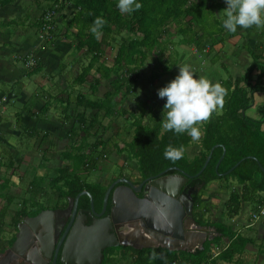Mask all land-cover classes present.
I'll list each match as a JSON object with an SVG mask.
<instances>
[{"label":"trees","instance_id":"obj_1","mask_svg":"<svg viewBox=\"0 0 264 264\" xmlns=\"http://www.w3.org/2000/svg\"><path fill=\"white\" fill-rule=\"evenodd\" d=\"M14 1L0 0V8ZM31 2L34 8L30 11H36L30 27H36L41 34L48 33L44 43L46 46L51 45L61 31L58 26L60 11L71 10L69 19L61 17L65 32L60 34L75 40L76 50L83 49L85 56H90L85 69H82L74 79L75 83L85 82L90 70L94 68L95 73L89 80L90 91L94 93L103 78L108 80L110 86L101 99H91L80 94L77 107L83 109L80 111L76 109L73 115L67 112L70 105H64L63 119L65 121L74 119L68 136L76 141V144L69 145L60 152L70 163L59 167L57 174L49 181V184L54 186L55 195L74 197L80 191L87 190L92 194L96 206H101L106 184L99 181L90 182L83 173L95 167L98 159L95 153L106 140L101 137L88 145L84 143V138L90 134V129L96 128L97 125L104 130L112 129L114 126L112 120L106 125L102 124V120L109 116L121 115L132 119V138L121 147L115 142L113 147L118 154L126 152L128 159L131 157L137 161V171L141 177L156 175L172 166L182 169L189 175H195L203 166L210 149L217 145L204 170L198 176L191 177L186 185L199 188L192 195L193 216L196 221L202 226L215 227L219 235L212 240H206L203 247L194 252L170 250L162 246L143 248L112 246L104 249L101 264H169L173 260L180 264H217L219 259L231 261L236 254L242 253L246 244L254 242V239L224 221L213 222L206 217L213 206L203 202L202 194L211 182L235 181L240 188H226L229 195L224 202V214L229 219L240 213L245 202L250 203L252 208L264 204V195L261 194L264 192V105L258 107L261 115L259 119L252 118L246 113L254 101V93L257 91L264 93L262 81L264 50L258 46L250 49L251 61L244 72L236 77L228 76L221 79L219 83L228 90L223 109L219 113H213L211 119L202 126L203 136L199 141L197 153L189 157L184 151L183 158L175 163L165 159V148L171 144L176 148L182 146L185 150L192 141L190 136L187 133L177 135L173 131H165L162 126L164 120L156 115L149 116L148 121L144 122L146 112L139 104L137 114L128 111L124 106L117 109L116 105L119 102L115 97L121 89L124 96L132 91V86L137 83L141 69L149 57H152L150 62L153 64L150 80L159 79L162 75L170 73L179 63L182 53L176 49L169 51V47L186 45L205 54L207 47L211 48L217 42L216 35H221L224 31L220 14L224 15L225 0H137L142 7L132 14H121L117 7L118 0H31ZM48 13H52L50 22L52 28L46 31L48 21L45 16ZM29 16L30 12L24 14L26 20ZM97 16H102L107 21L99 40L89 31ZM12 22H14L12 19L5 24L1 21L0 26H9ZM117 36L120 39H117L119 42L113 63L111 66L106 65L100 61L104 46L114 43ZM175 38L177 40H174ZM32 58L34 57L30 54L20 56L28 72L37 70L36 58L33 64H28ZM255 70L258 71L256 74ZM111 73H114V77H111ZM47 108L48 106L44 105L42 111H46ZM86 109L92 112L86 114ZM80 131L84 135H80ZM85 146L89 147V150H85ZM223 147L225 153L216 170ZM105 149L106 147H101L100 152H105ZM239 160L241 161L229 173L223 174ZM175 172L176 169L167 171ZM43 179L40 176L30 181L32 188H28V193L31 199H23L20 202V208L12 215L9 224L15 227L23 216L35 215L46 206L36 200L38 194H46L42 186ZM87 200L86 195L80 197L81 204ZM8 202L0 211V231L9 207ZM223 238L229 241L227 247L215 259L210 260V244ZM13 240L14 235L9 242ZM153 252L159 254L155 260L151 258Z\"/></svg>","mask_w":264,"mask_h":264},{"label":"rangeland","instance_id":"obj_2","mask_svg":"<svg viewBox=\"0 0 264 264\" xmlns=\"http://www.w3.org/2000/svg\"><path fill=\"white\" fill-rule=\"evenodd\" d=\"M23 2V0H22ZM21 3V2H20ZM26 4H27V0H26ZM24 5V2H23ZM16 8V9H15ZM30 8L27 7H23L22 9H20V7H10L7 8L5 11H2L0 14L2 15L3 19L5 20H13L14 22H12V24L9 26L6 25L4 27H1V31H7L9 32V35L11 36V40L14 41L17 39L18 36H21L19 34L25 33V31L27 32H31L33 36H40L41 33L38 32L36 27H30V24L32 22V16L35 14L32 13V11H30ZM30 12V16L28 17L29 19L26 20L24 17V14ZM218 14V13H217ZM28 16V15H26ZM10 18V19H9ZM220 18L223 21L224 19V15L223 13L220 14ZM59 24V23H58ZM60 27V30H62L61 25H58ZM61 33V31H60ZM59 33L58 36H61V34ZM4 34V36H6L8 33H2ZM223 35H225V32L223 33ZM1 36V34H0ZM217 36H222L221 35H217ZM120 39L119 36L116 37V41H114V43L112 42L109 46H104V53L103 56L100 58V61L104 62V64L106 65H110L113 63V58L116 55L117 52V44L119 42ZM39 43H45V39L43 38H39ZM174 40H177V38H175ZM229 43L230 39L227 38ZM240 44L242 43L241 40L239 42ZM8 46H6L9 49H13V47H15L13 44L9 43ZM228 48L231 45L227 44ZM239 45V44H238ZM245 43L243 44V49H247L246 46H244ZM186 46V45H185ZM64 48V47H61ZM176 49L178 52L182 53L181 54V58H180V62L179 65H183L184 63H188L192 66V70H194V65L193 62L195 61V63L200 62V61H204V67H208L213 65L215 68H218V73L219 75L224 79L228 77L227 72L225 71V68L222 67L221 65V61L222 58H220V60H217V62H209L210 60H205L206 57L203 59V55H198V56H193V54H196V49L192 50L191 46L190 47H181V46H172L169 47V51ZM64 52H61L65 55L66 53V49H64ZM74 50V48L72 49V51ZM227 48L225 47L223 49L222 52H218V54L220 56H224L226 52ZM19 50L16 51H12L11 53L16 52L15 54L18 53ZM76 52V51H75ZM78 52V53H77ZM75 54H73L72 57V65H78L80 72L82 71V69H85V67L88 64L89 58L90 56L87 55L85 56L83 53V50L77 51ZM69 53V52H67ZM66 53V54H67ZM185 53V54H184ZM7 55V53H6ZM10 55H8L7 58V62L11 61L13 62V59L9 57ZM80 57V61L79 58ZM71 58V57H70ZM67 60V59H66ZM65 60V61H66ZM150 60H152V57L148 58V61L146 62V64L142 67L141 69V74L138 78V81L136 84H134L132 86V91L127 94L126 96L123 95V89H121L118 93H116L115 97L116 100H118L119 104L116 105V108L119 109L121 106L125 107V109H127L130 112H134L135 114L139 113V108L138 106L141 105L142 109L146 112L145 116H144V122L148 121L149 116H158L160 119H165V112L163 110V105L166 102V98H160L157 94L158 89H160L161 87H164L169 81H171L174 77H172V75H168L166 76V78H164L162 75L161 79L164 78L163 80L156 79V80H150L149 79V75L150 72L152 70L153 64L150 62ZM69 61V60H67ZM71 62V61H70ZM20 63H18V65H20ZM208 64V66L206 65ZM65 65H71L69 63H65ZM196 67V66H195ZM204 67L202 69H204ZM201 65L199 66L198 71L200 70ZM201 69V70H202ZM95 69H92L90 71V73L87 75V82L86 85L88 84L89 80L91 79V77L93 76V74ZM172 70V69H171ZM207 70L205 69L201 72V74H198L196 76L201 77L204 76L206 77L207 74ZM79 72V73H80ZM67 76L65 78V80L60 81L59 79H53L50 78L49 80L46 79V81L49 83H45V86H47V88L50 86V90L46 89L47 92H49L52 95H60V96H64L66 98L67 94L65 91L67 90L68 92H71V90L74 88L75 92L77 91H81L83 93L89 92V90L87 89H82L79 88L76 85H73L72 82L74 81H70V79H75L76 77L73 76L71 77L72 71L71 70H67L66 71ZM172 73V71L170 72ZM69 74V76H68ZM74 75V73H73ZM53 77H55V75H53ZM111 77H114V73H111ZM152 81V82H150ZM28 82V85L26 86V89L28 88L29 91H31L32 94L35 93L36 90V83L34 81H25ZM77 83V82H76ZM43 84V85H44ZM0 85L3 87V84L0 83ZM66 86V88H65ZM75 86V87H74ZM109 83L108 80L106 78L101 79L100 81V86L95 88L96 91L98 89V92L96 93V96H90L92 99L95 98H102L103 97V93L105 92V90L109 89ZM16 90L18 92L21 91V88H16ZM1 92L5 91V90H0ZM74 92V93H75ZM74 96V95H73ZM54 99H43L44 101V105H49L50 103H52ZM72 99L70 98V101ZM55 101V100H54ZM141 102V103H140ZM57 107L49 109V113L47 114L46 120L48 121V124L54 126V127H62L64 126V131L62 130L61 132H59L58 130H56L57 134H47L46 131H35L37 132L38 135L34 134L33 136L29 135L27 131H25L22 128H11L12 130H14L13 134L12 133H5L3 134L2 137L4 138H10L11 139V135L14 136V138L12 139L13 141H17V145L13 147H9L7 144H5V142H3L2 140V144H0V168L3 169V171L0 169V180L2 181H6L8 178L11 177V172L10 171L11 167L13 168L14 166H18L19 163H16L14 157H15V150L16 151H20L23 152L26 150L27 144L30 143L31 141H36L35 143V147H34V152L32 155L34 156V159H30L31 161L34 160L35 163H31L30 161L27 160L28 157H26L24 155V165H21L20 163V172H23L24 175L21 176V178L23 179L22 184L19 186L20 190H22L24 197L23 199H31L30 195H29V191H28V181H26V179L30 178L29 176H34V168L32 167L34 164L38 165L40 164L39 161H45L48 159L50 161L49 163V167L51 168L50 171V175L49 177L51 178L52 175L57 174L58 172V168L59 167H63L65 164H69L70 161H68L67 159H65L63 157V155H61L60 152L64 151L67 146L69 145H74L76 144L74 140L70 139V137L68 136L69 130H70V126L73 124V120L74 119H69V120H62L63 118V113L61 111V103L59 100H57ZM68 104V100L66 99L64 102V105ZM139 104V105H138ZM7 106V111H6V115H10L11 113L14 112V108L9 106L6 103ZM18 107L21 108V105L19 103H17ZM144 106V108H143ZM74 107H76V105L74 103H71L70 106V111H68V113H70L71 115L74 114ZM140 107V106H139ZM83 108L81 107L80 110H82ZM250 109V108H249ZM248 109V110H249ZM89 112H92V110L90 109H86L85 113L89 114ZM219 113V112H218ZM249 116L254 115V111L250 110L248 112ZM260 117V114H258ZM254 117V116H252ZM9 121L12 122L11 127H17L18 123L16 122L15 119H12L9 117ZM109 120L113 121L114 126L112 127V129L109 130H104L102 127H100V125H97L96 128H92L90 129V134L86 135V137L84 138V143L90 145L95 139L98 138H103L104 140H106L104 142V145H101L99 147V149L96 151V157H98L96 165L93 169L89 170L87 173H83V175H86V179L90 182H103L104 184H108L111 181V176H116L120 173H124V174H130L131 176L136 175L137 173V164H136V160L134 158L128 159V155L126 152L118 154L117 151L115 150V147H113V144L116 142L118 144L119 147L123 146L124 143L126 141H129L132 138V134H133V124H132V119L131 118H127L125 116H121V115H117L115 117H106L102 120V124H107ZM67 129V132L65 131ZM202 130V127H201ZM84 135L83 132L80 131V135ZM43 139V140H42ZM51 143L53 145H51ZM106 147L105 152H100L101 147ZM198 146H199V141L198 142H194L191 141L190 144L185 148L184 151H186V154L189 157H192L194 154L197 153L198 150ZM43 147H48L49 151L52 150L51 148L53 147V152L52 155L51 153H49L48 155H46V151L45 149H42ZM85 150H89L87 146L84 147ZM23 149V151H22ZM23 154V153H21ZM27 155V154H26ZM27 161V162H26ZM7 171V172H6ZM37 169H36V173H37ZM17 174L18 177H20V175H18V170L15 171V175ZM113 178V177H112ZM49 178H46V180L44 182H42V186L43 189L45 190L46 194H38L36 197L37 201H40L43 204H49L51 203V201L54 200V196H55V191H54V186H51L49 184ZM226 188H240L239 185H237V183L235 181H231L229 183L224 182L222 180H219L218 182L212 183L210 184L206 189V193L208 195H206V197L210 200L212 197H215L217 200V204H214L210 202V204L213 206L212 210L207 214L206 217H209V219L211 220H220V221H224L226 224L232 225L234 226L235 229H237L238 226H242L243 223L246 222V219H248L249 217V213H250V209H251V205L250 203H244L243 206H241V210L240 213L237 215L240 217L238 218L239 222L234 219L236 217H233L232 219L226 218L225 216V211H224V202L225 200H227L228 195H229V191ZM18 189V188H17ZM215 193V194H213ZM22 194V195H23ZM22 195L19 196V194L15 193V190H12L9 192L8 195H5L7 197H9V202L10 207L9 209H7V213L4 216V225H2V232L0 231V239H6L3 237H9L7 236V234L5 233V231H7L5 229V227L7 226L8 228H12V225L9 224L12 215L15 213V211L17 209L20 208V202L23 200L22 199ZM8 202V205H9ZM6 203L5 200H3L2 202H0L1 206H4ZM19 203V204H18ZM257 229L254 228L255 231V235H253L254 237H256L258 239V241L261 240L262 235H264V232H262V230L264 229V224L262 223H258L257 225ZM10 228V229H11ZM12 230V229H11ZM260 234H259V233ZM16 235V234H15ZM260 235V236H259ZM258 236V237H257ZM253 237V238H254Z\"/></svg>","mask_w":264,"mask_h":264},{"label":"crops","instance_id":"obj_3","mask_svg":"<svg viewBox=\"0 0 264 264\" xmlns=\"http://www.w3.org/2000/svg\"><path fill=\"white\" fill-rule=\"evenodd\" d=\"M23 2H24V5H23ZM23 2H22V0H15L13 3H11L5 7L0 8V13L2 11H5L7 8H10V7H17L18 6V7H20V9H22L25 6L27 8L31 7V9L34 8L31 0H27V4H26V0H23ZM35 11L33 10L32 13L34 14ZM71 14H72L71 10L69 11L68 9L60 11V13H59L58 19H59V23L62 27V30H61L62 34L65 32V28H63V26H62L63 19L61 17L65 16L69 19ZM1 21H3L4 24L9 22L8 19L7 20L3 19L2 15L0 14V22ZM224 32H225V35H223ZM2 33H5V34L8 33V34L6 36H4V34H2ZM223 33H222L223 37H221V38H220V36L216 35L217 42L214 43L211 48L207 47L205 54L201 53L200 51L195 50L193 47H191L192 50L196 51V54H193V56L195 58V56H198L201 54V55H203L202 56L203 59L206 57L205 60H210L209 62H217V60H220V58L223 57L222 61H221L222 67L225 68V71L227 72L228 76L236 77V76L242 74L244 72L245 68L249 65V63L251 61V56L249 53L250 49H254L256 46H258V47H260V49L264 50V28L257 29L255 27H252L249 29H237V31L235 33H233V32H229L224 27ZM0 34H1V36H0V83L3 84V87L0 85V90H5L3 92L0 91V144H2L1 142L3 141L9 147H13V148H14V146L17 145L16 140L12 142V139L14 138V136L11 135V139L2 137L3 134H5V133H12L13 134L14 130H12L11 128H19V129L22 128L25 131H27L28 134L31 136H33L34 134L38 135L37 132H35L38 130L46 131L47 134L48 133L49 134H55V133L57 134L56 130H58L59 132H61L62 130L64 131V129H63L64 126H62L60 128L58 126L54 127V126L48 124L49 120H46V117H47V114L49 113L48 112L49 109L57 107V104H59V103H57V100H59L60 102H62L61 103L62 104L61 105V108H62L61 111H62V113H64V102L67 99L68 104L70 106H71V103H74L76 105V107H74V111L76 109L80 111L81 107H77V105H79L78 97L80 96V94L86 95L88 98H91L90 97L91 95L96 96V93L98 92V89H97V91L95 90L94 93L90 91L89 82L87 85H86L87 81L83 82V83H81V82L75 83V81H73L74 79H70V81H73L72 82L73 85H76L82 89H87V90H89V92L83 93L80 90L75 92V90L73 88L71 90V92H68L67 90L65 91L66 93H64V94H67L66 98H65L64 96H60V95H52L49 92H47V90H46V89L50 90V88H51L50 86L48 88H47V86H45L44 82L48 83L46 81V79L49 80L50 78H53V79L57 78L60 81L65 80V78L67 76V73H66L67 70L72 71L71 77H73V76L77 77L78 76L81 69H79L78 65H72V62H73L72 61L73 60L72 59V57H73L72 53L75 54L77 52V50L75 48V44H76L75 40H71V38L68 36H58L51 45L46 46L44 43H39L38 39L40 37L33 36L31 32L25 31V33L19 34L21 36H18L17 39L14 41L11 40V36L9 35V32L4 31V30L1 31V28H0ZM227 38L230 39L229 43H227L228 42ZM240 40L242 42L241 44L239 43ZM260 42H262V43H260ZM9 43H11L15 46V47H13L12 50L6 47V46L9 47V45H8ZM208 43H209V40H208ZM230 43H231V45L228 48L227 44H230ZM244 43H245L244 46H246L247 49L242 50L243 49L242 46ZM180 46L181 47H189V46H185V45H180ZM61 47H64V48H61ZM225 47L227 48L226 52H224L225 55L220 56L218 54V52H222ZM73 48H74V50L72 51ZM64 49L67 50L66 53L67 52H69V53H67V54L65 53V55L63 53H61V52L65 51ZM16 50H19L17 54H15L16 52L11 53L12 51H16ZM6 53H7V55H6ZM24 54H30L32 57H34L38 60L37 70H35L33 72H28V70L23 66V63L20 59V56H22ZM8 55H10L9 57L13 59V62H11V61L7 62L6 61L7 60L6 57ZM263 56H264V51H263ZM15 58H19L20 60H15ZM78 58L80 61L81 58L80 57H78ZM66 59L69 61H67ZM262 61H264V59H262ZM20 62H21V64L18 65V63H20ZM65 63H69L71 65H65ZM193 65H194L193 71H194L195 76L198 74H201V72L203 70L208 69L206 77L208 79H210L213 83L220 82L221 79H223L218 73V68H215L213 65L208 66V64H206L208 67H204V61L203 62L200 61L197 63H195V61H194ZM200 65H201V68L198 71ZM178 66H180L179 63L171 70L172 73L165 74L163 77L166 78V76L172 75V77L175 78L176 75H178V73H179V67ZM203 67H204V69H202ZM94 72H95V70H94ZM257 72L258 71L255 70L254 74H256ZM73 73H74V75H73ZM53 75H55V77H53ZM68 76H69V74H68ZM161 77H160V79H161ZM196 77L198 78V76H196ZM164 78H162L161 80H163ZM91 79H92V77H91ZM25 81H34L36 83V90H35L34 94H32L31 91L28 90V88L26 89L28 82H25ZM262 81H263V85H264V71H263ZM16 88H19V89L21 88V91L18 92L16 90ZM65 88H66V86H65ZM103 95H104V93H103ZM253 97H254V101L251 104L250 109L247 110L246 113L248 114V112L250 110H252V111H254V115L251 114V117L254 116L252 118L259 119L258 107L264 105V93L257 91L254 93ZM46 98L47 99L53 98L55 101L53 100L52 103L47 105L48 108L46 111H42V108H44L43 99H46ZM70 98L72 99L71 101H70ZM95 99H98V98H95ZM6 103L9 106L14 108V112L11 113L10 115H6V111H7ZM17 103H19L21 105V108L16 106ZM68 111H70V108L68 109ZM9 117L16 120V122L18 123L17 127H11L12 122L9 121L10 120ZM62 120L64 121L63 118H62ZM65 131L67 132V129ZM35 143H36V141H34V140L31 141L30 143H28L26 150L23 151V149H22L23 152H20V151L18 152L15 150L14 159H15L16 163H19V165L18 166L13 165V168L11 167L10 171H8V172H11L10 178H8L6 181L0 180V202H2L3 200L6 201L4 206L0 205V211L2 210V208H4L7 205V202L9 201L10 198L5 196V195H8L10 191L15 190V193L19 194V196L23 194L22 190H20V187H19L23 182V179L21 178V176L24 175L23 172L19 171L20 170V163L22 162L21 165H24V163H23V162H25L24 158H23L24 155L26 157H28L27 158L28 161H30L31 163H35L34 160L31 161L32 159H34V156H35V155H32L34 152ZM51 145H53V144L51 143ZM42 149H45L46 155H48L51 152L54 153L52 151L53 147L51 148L52 150H50L51 152L49 151L48 147H43ZM21 153H23V154H21ZM52 153H51V155H52ZM50 158H53V157H50ZM39 162H40V164H38V165L34 164L32 166L34 168V176L31 175V176H29L30 178L26 179V181H28V185H27L28 188L31 187L30 181L34 177H38V178L40 176L43 177L44 178L43 182L46 180V178H49L51 180V178L54 177V175H52L51 178L49 177L50 171L52 168V167H49L50 161L47 159L46 162L45 161H39ZM0 169L3 171L2 168H0ZM36 169L38 170L37 173H36ZM17 170H18V175H20V177H18L17 174L15 175V171H17ZM218 181L219 180L211 182L210 184L218 182ZM213 194H215V193H213ZM261 194L264 195V192H262ZM24 195L25 194L22 195V199H23ZM206 195H208V194L204 190L203 194H202L203 202H208V203L211 202V204L212 203H214V204L218 203L215 197H212L210 200V198L208 199L206 197ZM10 204L11 203H9V205H8L9 207H10ZM9 207H8V209H9ZM252 209L253 208L251 207L250 211ZM235 217L236 218H234V219H236L239 222L238 218L240 217V215L235 216ZM212 221L215 222V221H220V220H212ZM258 223L264 224V219H260L258 221H255L254 223H251L250 217H248V219H246V222L243 223L242 226L237 227V230L241 233L249 234L250 237L253 238L254 237L253 235H255V231H256L254 228L257 229L256 225ZM204 227L205 228H201V230L199 231V235L196 238L197 246H198V240L199 239H202L203 243H204L206 240H212L214 237L219 235L218 232L216 231L215 227H213V226H204ZM262 232H264V229L262 230ZM200 233H201V235H200ZM253 239H254V242L247 243L244 251L240 254H236L231 261H224V260L219 259V260H217V264H264V235H262V238L260 241H258V239L256 237H254ZM228 243H229V241L226 238H223L219 242L214 241L210 244L209 251L213 247L218 246L220 248V252H221L225 247H227ZM196 249H198V247ZM217 256H215L213 259H215Z\"/></svg>","mask_w":264,"mask_h":264},{"label":"water","instance_id":"obj_4","mask_svg":"<svg viewBox=\"0 0 264 264\" xmlns=\"http://www.w3.org/2000/svg\"><path fill=\"white\" fill-rule=\"evenodd\" d=\"M216 146L210 149L203 166L195 175H189L182 169L172 166L148 177L138 186L128 178L115 179L105 190L102 208L98 214L94 211L92 195L87 190L79 192L73 200L69 199V204L72 201L77 204L81 195L89 196L90 213L94 219L85 227L78 222L80 229L69 235L61 252L60 262L62 264H101L104 249L118 245L134 248L162 246L170 250L189 252H194L197 247L202 248L203 240L199 239L197 246L196 238L201 228L205 227L197 225L193 217L192 190L191 188L187 190L186 183L191 177L198 176L204 170ZM224 153L223 147L216 170ZM247 157L253 158V156ZM240 161L223 174L229 173ZM170 169H176V172L167 173ZM145 181L148 183L142 188ZM117 183H123V185L113 188ZM140 191L143 192L141 197L136 194ZM184 191L188 193L184 194ZM110 196L111 208L107 215L102 216ZM52 214L51 210H42L37 215L26 216L18 222L11 247L7 249L5 255L0 254V264H10L8 259L6 263L4 262L10 253H13V262H16L17 256L14 252L21 254L28 246L25 244L28 231H35L44 225L46 216L50 217L51 222ZM124 237H129L130 241L124 240Z\"/></svg>","mask_w":264,"mask_h":264},{"label":"clouds","instance_id":"obj_5","mask_svg":"<svg viewBox=\"0 0 264 264\" xmlns=\"http://www.w3.org/2000/svg\"><path fill=\"white\" fill-rule=\"evenodd\" d=\"M223 26L235 33L237 28L257 29L264 28V0H225ZM117 7L121 14H132L138 11L142 4L137 0H118ZM107 21L97 16L89 31L99 40L102 29ZM179 73L164 87L158 89V96L166 98L163 105L165 131L175 134L187 133L191 140L198 142L203 136L201 127L223 109L228 90L219 82L213 83L207 77L197 78L188 63L178 66ZM184 156V149L173 147L171 144L165 148L164 157L175 163ZM159 254L153 252L151 258L157 259ZM162 258V257H160Z\"/></svg>","mask_w":264,"mask_h":264},{"label":"flooded vegetation","instance_id":"obj_6","mask_svg":"<svg viewBox=\"0 0 264 264\" xmlns=\"http://www.w3.org/2000/svg\"><path fill=\"white\" fill-rule=\"evenodd\" d=\"M136 175L131 176L130 174H124L120 173L116 176H111V181L106 184V188L117 178H128L130 179L136 186H138L140 183H142L145 179L148 177H141V174L137 171ZM113 177V178H112ZM148 181H145V183L142 185V188H144V185L147 184ZM123 183H117L113 186L115 187H121ZM188 188H191V194L196 192V187L193 185H187ZM83 191V190H82ZM81 192V191H80ZM89 192V191H88ZM90 193V192H89ZM184 194L188 193V191H184ZM78 194V193H77ZM76 194V195H77ZM91 194V193H90ZM137 196H142L143 192H137ZM75 195V196H76ZM92 195V194H91ZM71 196H58L55 195L54 200L51 201V203L46 204V206L41 209L42 210H51L52 211V217L50 222V217H45L44 225H41L37 230L35 231H28L27 241L25 244L28 246L25 248V250L19 254H14L17 256V261L13 262L14 258L10 254L5 261L10 260V264H62L60 262V255L62 252V249L64 248V244L67 241L69 235L72 232H77L80 228L78 225V222H81L83 224V227L90 225L93 222V215L90 213V199L89 196L87 202L84 204L80 203V197L84 196L81 195L77 201V204H75V201H72L71 204H69V199L75 198ZM93 198V196H92ZM94 202V211L95 213H100L102 204L100 207H97L95 204V200L93 198ZM111 196L108 199L106 210L102 216H105L109 213V210L111 208ZM75 208V211H74ZM39 211V212H40ZM39 212H37L35 215H37ZM35 215H27L30 217H33ZM26 217L23 216L22 219ZM194 217V216H193ZM196 220V218L194 217ZM19 221V222H20ZM197 222V221H196ZM197 225L198 222H197ZM202 226V225H199ZM11 228V227H10ZM8 228L7 226L5 229V233L7 234V237H3L6 239H0V254L3 256L6 254L7 249H9L13 243V241L10 243L9 240L17 232V227L12 226V230ZM141 229V228H140ZM135 230V229H134ZM142 230V229H141ZM31 236V237H30ZM124 240L130 241L129 237H124ZM43 247V250H42ZM8 259V260H7Z\"/></svg>","mask_w":264,"mask_h":264},{"label":"built area","instance_id":"obj_7","mask_svg":"<svg viewBox=\"0 0 264 264\" xmlns=\"http://www.w3.org/2000/svg\"><path fill=\"white\" fill-rule=\"evenodd\" d=\"M51 18H52V13H48L45 16V19L48 21V25H46V31L52 28V24L50 23ZM47 34H48L47 32L42 33L39 37L46 39ZM35 60H36L35 58H32L28 62V64L29 65L33 64L35 62ZM249 217H250L251 223H254L255 221H258L260 219H264V204H259L255 208H253L250 211ZM219 253H220V248L218 246L213 247L210 250V260L213 259L215 256H217ZM169 264H180V263L177 260H173ZM202 264H205V263H202Z\"/></svg>","mask_w":264,"mask_h":264},{"label":"bare ground","instance_id":"obj_8","mask_svg":"<svg viewBox=\"0 0 264 264\" xmlns=\"http://www.w3.org/2000/svg\"><path fill=\"white\" fill-rule=\"evenodd\" d=\"M11 255H13V253H10ZM6 263V261H4Z\"/></svg>","mask_w":264,"mask_h":264}]
</instances>
